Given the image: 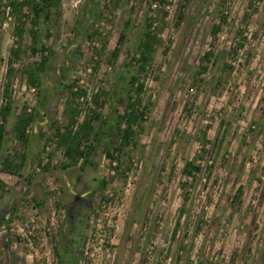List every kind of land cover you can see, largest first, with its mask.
I'll return each mask as SVG.
<instances>
[{
    "label": "rangeland",
    "instance_id": "rangeland-1",
    "mask_svg": "<svg viewBox=\"0 0 264 264\" xmlns=\"http://www.w3.org/2000/svg\"><path fill=\"white\" fill-rule=\"evenodd\" d=\"M40 2L0 0V264H264V0Z\"/></svg>",
    "mask_w": 264,
    "mask_h": 264
},
{
    "label": "trees",
    "instance_id": "trees-1",
    "mask_svg": "<svg viewBox=\"0 0 264 264\" xmlns=\"http://www.w3.org/2000/svg\"><path fill=\"white\" fill-rule=\"evenodd\" d=\"M34 1H37V0H34ZM41 1L43 2L44 0H41ZM153 1L156 2V3L164 4L167 0H153ZM42 2H40L38 4H35V6L33 8V11L35 13V16H34L35 23H38L40 21L42 12L45 9V7H44ZM48 21H49V16H47V22ZM34 40L37 42L38 39L36 37H34ZM155 42L157 43L158 40H157V38L154 35H151L150 33L145 34V41H143L142 44H141V48H143V51L141 53L140 61H139L140 64H141L140 65V70L142 72L145 71L147 62L149 61L150 55H151V53L154 50ZM32 82H33V80H32ZM139 89L142 90L143 86L142 85L139 86ZM132 106H133V104L131 105V107ZM10 111H11V108H10L9 104L7 103V105L2 109V113H1L2 119L6 120L8 115H9V113H10ZM131 112H132V110H131ZM126 121L128 123V128L124 132V137H125V139H128L130 137V135L132 134L130 127H131L132 123L136 121V118L132 114H128V116L126 117ZM91 123L92 122L89 121V122L86 123V125L87 126L89 125V127H90ZM5 131H6L5 130V126L0 123V157L2 155L3 148H4ZM66 155H67V157H70L71 159H74L73 158L74 156L82 155V152H80V146H76V147L68 146L67 151H66ZM0 165L3 167L4 163H0ZM186 169H187L186 173L187 174H191V171H189V170L190 169H194V167L192 166L191 163H188L186 165ZM195 169H197V168H195Z\"/></svg>",
    "mask_w": 264,
    "mask_h": 264
}]
</instances>
